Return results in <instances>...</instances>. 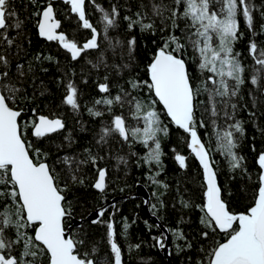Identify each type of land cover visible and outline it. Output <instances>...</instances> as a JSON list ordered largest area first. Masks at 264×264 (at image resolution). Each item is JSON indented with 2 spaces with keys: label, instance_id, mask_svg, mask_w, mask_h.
Instances as JSON below:
<instances>
[{
  "label": "snow or ice",
  "instance_id": "6c2138e0",
  "mask_svg": "<svg viewBox=\"0 0 264 264\" xmlns=\"http://www.w3.org/2000/svg\"><path fill=\"white\" fill-rule=\"evenodd\" d=\"M37 6L33 13L38 17L37 28L40 37L47 41H56L65 49L72 60H78L82 54L100 47L99 37L101 32L87 18L85 11L86 0H63L70 6V12L77 16L80 27L90 30L91 36L80 44L74 38L70 39L61 29V21L56 17L54 0H46V6L40 7L38 0H30ZM97 11L101 13L100 23L103 25V36L108 40L109 47L115 52L117 47L123 48L125 42L116 40L113 42L108 37L110 29L118 27L120 11L117 5H112L111 10H105L96 0H90ZM213 4L218 5L213 10ZM152 16L138 11L133 15H125L128 31L139 29L140 32H149L155 35L157 31L168 32L167 36L161 35L162 45L147 66L149 81H128L133 90L146 86L154 93L157 100L166 110L167 116L179 129L189 136L191 152L198 159L204 179V202L198 205L203 213L200 224L205 231L201 236L205 240H212V244L205 252L206 259L197 264H264V153L259 154L258 164V191L254 195L251 206L242 213L236 214L229 210L228 203L222 198V188L217 181V169L210 149L206 146L198 134L197 126L207 127L203 120L197 119V109L203 101H198L202 93L207 94L209 112L213 118L211 124L216 138L217 151L228 158L231 171L244 168V157L237 154V134L244 135L243 122L235 120L234 113L237 104L232 103L233 98L239 95L241 86L245 83V66L240 60V53L234 50L235 43L243 35L239 32L238 16H242L247 28L253 36L264 34V24L260 26L261 32L254 29L253 11L251 0H171L170 3H159L151 0ZM183 6V8L181 7ZM144 5L141 4V9ZM264 16V12L261 13ZM184 20V37L176 35L181 28L178 21ZM147 21V22H146ZM24 21L18 18L17 12L12 6V0H0V43H6L9 48L14 44L15 37L9 36V29H15L19 33ZM136 37L127 40L126 46L129 58L135 50ZM155 43V41H153ZM188 47L193 50V56L198 60V68L201 74L208 73L199 85L194 84L188 70L186 52ZM249 55L254 61L251 83L256 85L261 72H264V47H259L255 39H251L248 45ZM37 60L41 57L37 56ZM49 61L53 57H44ZM100 62L104 63L103 55ZM89 63H91L89 61ZM10 60L0 53V65L5 70L0 71V264H125L124 253L117 241L118 232L115 221H104L103 217L108 207L98 208L96 216L91 220L92 224H105L107 228L106 241L109 246L110 258L105 260L94 259L97 248L81 251L86 243V233L77 238L71 231H66L67 222L73 218L72 204L67 199L69 186L84 185L85 180L81 176L82 166L91 164L96 170V179L92 187L99 193H105L107 184V169L98 167V161L103 157L92 155L89 150L85 159L64 157L60 163L65 166L67 179L60 183V175L55 167L46 162V153L35 147L26 137V130L31 127L32 135L43 138L46 135L64 128L61 118H49L39 115L35 120L24 121L22 119L25 109L19 106L29 97L26 90L17 83L11 82L9 72L6 70ZM99 65L93 64V67ZM107 67V65L105 64ZM118 71L120 65H113ZM123 67H128L127 64ZM28 71L32 68L29 66ZM46 71V70H45ZM18 78L26 75L24 65L17 64ZM107 81L108 77H104ZM85 83L87 81H84ZM211 85V86H209ZM66 94L63 104L70 106L74 112H79V90L71 79L65 84ZM98 90L103 93L101 98L94 100V105H103L111 112L113 106L121 108L128 104L131 115L137 121L142 119L143 127H131L126 123L123 114L114 115L110 124H104L100 129L98 144H107L109 138L118 136L124 142H139L147 149L143 158L151 165H162L163 155L159 136L168 135L167 127L161 125L157 111L146 106L143 101L133 96L130 91L120 88L116 95L111 94L107 82L98 84ZM44 93L41 92V95ZM219 106V110H218ZM231 110V111H230ZM88 113L93 117H102L104 112L95 107L88 108ZM35 115V109H33ZM221 114L225 120L223 125L217 123L216 118ZM255 115V113H251ZM228 121H233L228 123ZM125 162L123 158H119ZM175 159L181 167H186V157L177 154ZM159 175V172H157ZM153 183H160L154 178ZM167 188V185H164ZM155 195V193L153 194ZM148 203V201H145ZM184 207H190V203L181 200ZM110 207H115L111 205ZM152 204L151 208L156 209ZM80 223L77 228L84 231V221L90 212L83 209ZM155 215V212H153ZM114 215V213H112ZM147 223V222H146ZM130 225L123 223L122 232L119 235L127 237ZM151 226H149L150 228ZM157 227H159L157 225ZM176 240L187 241L182 229H170ZM223 233L226 239L219 242L215 235ZM155 244L160 249L166 248L167 236L153 237ZM140 244L128 245L139 249ZM177 251L184 248L177 245ZM191 248V243H186ZM18 254H14L17 249ZM204 251V249H201Z\"/></svg>",
  "mask_w": 264,
  "mask_h": 264
},
{
  "label": "trees",
  "instance_id": "16d2710c",
  "mask_svg": "<svg viewBox=\"0 0 264 264\" xmlns=\"http://www.w3.org/2000/svg\"><path fill=\"white\" fill-rule=\"evenodd\" d=\"M155 2L159 3L160 0H155ZM170 2L171 0H164V3ZM251 3L254 5V29L256 33H260V26L264 24V16L261 15L264 12V0H251ZM38 4L41 8L46 6V2L42 0H38ZM96 4L108 11L111 10L112 5L118 6L120 11L118 27L110 29L108 37L113 42L116 40L125 42V46L117 47L115 52L112 51L108 40L103 36V25L100 23L101 13L90 0H86V16L101 32L98 41L100 47L82 54L78 60H72L70 54L62 49L58 42H47L39 36L36 26L38 17L33 15L38 10L37 6L30 0H12V6L18 18L24 21V25L19 33L15 29H9V36L15 37L14 44L9 48L6 43H0V53L10 60L6 70L9 72L11 82L17 83L18 86L22 83L29 97L27 101L19 103V106L25 109L22 119L30 121L35 120L39 115H44L49 118H61L65 125L59 132L39 139L33 137V130L29 127L26 130V137L42 153H46L44 159L55 167L60 175L61 184L67 179L66 168L60 163L64 157L85 159L88 156L86 149L92 155L103 157L98 161V167L107 169L108 187L105 193L101 194L92 187L97 175L95 168L91 164L82 166L80 174L85 180L84 185L70 184L67 193V199L72 204L73 218L67 222L66 229L71 227L74 221H80V216L84 214L82 206L91 214H94L98 208L108 207L103 220L115 221L118 232L117 241L122 247L125 264H197L198 261L206 259L205 252L212 244L211 239L205 240L201 236V233L207 229L200 224L203 213L197 207L204 202L202 167L188 147V134L174 125L160 103L157 102L154 105L151 103L157 100L154 93L150 92L146 86L133 90L128 83L132 80L141 83L150 82L147 66L163 43L161 35L167 36L168 32L157 31L155 35H152L149 32H140L138 28L131 32L128 31L127 21L123 17L133 15L138 11L147 12L149 19H156L159 25V20L151 13V0H96ZM141 4L144 5L143 9H141ZM218 7L213 4L212 9L217 10ZM54 8L57 19L61 21L60 31H64L70 39L74 38L80 44L90 38V30L80 27L77 16L70 12V6L60 1L54 3ZM238 20L239 32L243 35L235 43L234 50L240 53L239 58L245 66V83L241 86L239 95L231 102L237 104L234 113L235 120L242 121L245 129L243 136L237 134L238 147L235 151L244 157L246 171L240 169L231 171L228 158L217 151L216 138L211 124L213 118L209 112L205 111L208 107L206 93L198 97V101L204 103L198 107L196 113L197 119L203 120L207 125V127L197 126V131L210 149L215 161L217 181L222 188V198L228 203L229 210L236 214L245 212L253 203L254 195L258 191V175L261 171L258 156L264 153V72L260 73L258 83L253 85L251 76L254 74V61L248 51L251 39H255L259 47H264V34L253 36L243 17L238 16ZM178 22L181 28L177 29L175 34L181 37L182 42H185L183 40L185 21ZM132 36L136 37L137 43L129 58L126 42ZM101 55H103L104 63L100 62ZM37 56L41 59L37 60ZM47 56L53 57V60L44 59ZM186 59L193 82L199 85L208 73L201 74L198 60L193 56L191 47L187 49ZM17 64L24 65L26 75L22 78L17 76ZM93 64L99 66L94 68ZM125 64L128 67H123ZM113 65H120L119 71ZM29 66L32 68L31 72L28 71ZM3 70L5 69L0 65V71ZM105 76L108 77L107 81L104 79ZM69 79L75 82L79 90L81 104L79 112H74L70 106L62 103L66 94L65 84ZM105 82L109 84L113 96L123 87L143 101L146 106L151 105L157 111L161 125L168 129L167 136L163 134L159 136L163 152L162 165H156L154 162L151 165L146 163L143 158L147 154V149L139 142L131 143L129 146V143L115 136L109 138L107 144L97 143L101 127L106 123L110 124L114 115L123 114L126 117V123L131 127H143L142 119L137 121L132 117L128 104H125L123 108L115 105L111 112L103 105H94L95 99L105 95L98 90V84ZM41 92L44 94L41 95ZM92 107L103 111L104 115L102 117L91 116L87 109ZM33 109H35V115ZM216 120L220 125L225 123L222 114ZM232 122L228 121V123ZM177 154L186 157V167H181L175 159ZM121 157L126 163L119 159ZM149 177L160 183H153ZM164 185H167V188ZM139 187H143L149 194L148 210L151 217L145 215V201L138 195ZM181 200L189 202L191 206L184 207ZM152 204L157 206L155 210L151 208ZM111 205L115 207H110ZM88 218L83 222V232H80L77 227L71 232L77 238L86 233V243L81 251L90 250L95 246L97 251L93 255L94 259H109L106 225L92 224ZM151 218H155L157 222ZM125 220L130 225L126 238L119 235ZM176 228L183 230L187 241L176 240L169 231ZM162 234L168 235L170 245L169 251L165 250L164 253L153 240V237H159ZM214 239L223 242L226 237L220 233L215 235ZM137 243L141 245L140 248H132L129 251L128 245ZM186 243H191L192 247L187 248ZM177 245L183 247L184 250L178 252ZM19 251L21 249L18 248L14 254H18ZM44 261L46 264V257Z\"/></svg>",
  "mask_w": 264,
  "mask_h": 264
},
{
  "label": "water",
  "instance_id": "95a60500",
  "mask_svg": "<svg viewBox=\"0 0 264 264\" xmlns=\"http://www.w3.org/2000/svg\"><path fill=\"white\" fill-rule=\"evenodd\" d=\"M42 1H44V2H46V0H42ZM63 2V0H54V3H56V2ZM58 31H60V29H58ZM42 38V37H41ZM42 39H44L45 41H47L45 38H42ZM47 42H53V41H47ZM62 48V47H61ZM63 49V48H62ZM65 50V49H64ZM66 51V50H65ZM155 96V95H154ZM156 98V97H155ZM157 99V98H156ZM161 106H162V108L164 109V107H163V105L162 104H160ZM165 110V109H164ZM165 112H166V110H165ZM167 114V113H166ZM60 131V130H59ZM59 131H57V132H59ZM57 132H54V133H57ZM54 133H51V134H54ZM51 134H49V135H51ZM33 137H35V136H33ZM36 138V137H35ZM138 195L139 196H141L143 199H144V201H148L149 202V194L147 193V191L143 188V187H139L138 188ZM145 215L148 217H151L150 216V214H149V210H148V203H145ZM95 216H96V212L94 213V214H91L90 216H89V218H88V220L89 221H91L92 219H94L95 218ZM152 220H154V221H156V219L155 218H151ZM157 222V221H156ZM80 223V221H74L73 222V225L71 226V227H69L68 229H66V231H72V229L73 228H76L77 227V225ZM166 234H167V232H166ZM168 236V235H167ZM169 237H167V244H166V248L165 249H162V251H163V253H164V251L166 250L167 252L169 251ZM169 256V255H168Z\"/></svg>",
  "mask_w": 264,
  "mask_h": 264
}]
</instances>
